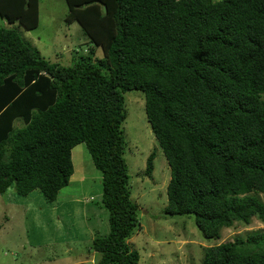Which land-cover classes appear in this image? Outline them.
Here are the masks:
<instances>
[{"label":"trees","instance_id":"16d2710c","mask_svg":"<svg viewBox=\"0 0 264 264\" xmlns=\"http://www.w3.org/2000/svg\"><path fill=\"white\" fill-rule=\"evenodd\" d=\"M65 2V23L102 56L49 62L16 30L39 25V0H0V194L55 200L85 143L108 220L91 244L98 264H139L122 128L123 94L139 90L170 169L164 212L214 241L264 223V0ZM200 264H264V229L204 247Z\"/></svg>","mask_w":264,"mask_h":264},{"label":"rangeland","instance_id":"374dc122","mask_svg":"<svg viewBox=\"0 0 264 264\" xmlns=\"http://www.w3.org/2000/svg\"><path fill=\"white\" fill-rule=\"evenodd\" d=\"M66 12L65 0H39V25L32 30L17 26L16 30L51 63L67 66L81 54L102 56L100 48L90 53L93 46L77 22L65 23ZM1 25L5 21L0 18ZM123 95L124 157L140 227L126 242L138 251L139 264H200L204 247L264 229V223L253 218L248 225L223 228L220 239L214 241L202 235L193 216L167 215L170 169L146 119L143 93L128 90ZM151 152H155L154 168L151 176H146ZM72 162L69 182L53 201L36 190L22 203L10 201L12 188L0 194V264H98L101 254L92 250L91 244L108 232L101 180L92 168L85 143L73 147Z\"/></svg>","mask_w":264,"mask_h":264},{"label":"crops","instance_id":"0c3cea01","mask_svg":"<svg viewBox=\"0 0 264 264\" xmlns=\"http://www.w3.org/2000/svg\"><path fill=\"white\" fill-rule=\"evenodd\" d=\"M14 191H12V193H13ZM2 195H4V194H2ZM28 196L29 195H26V196H18V195H15L14 194V196L13 195H10V198H11V200L10 201H13V202H20V203H22L23 201L22 200H25L26 198H28ZM59 222V221H58Z\"/></svg>","mask_w":264,"mask_h":264},{"label":"water","instance_id":"95a60500","mask_svg":"<svg viewBox=\"0 0 264 264\" xmlns=\"http://www.w3.org/2000/svg\"><path fill=\"white\" fill-rule=\"evenodd\" d=\"M103 12H104V13L106 12V7H105V6H103Z\"/></svg>","mask_w":264,"mask_h":264}]
</instances>
